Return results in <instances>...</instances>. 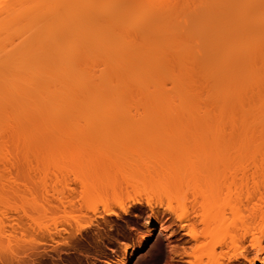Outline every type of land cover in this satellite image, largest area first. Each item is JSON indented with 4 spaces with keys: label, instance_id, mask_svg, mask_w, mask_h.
<instances>
[{
    "label": "bare ground",
    "instance_id": "obj_1",
    "mask_svg": "<svg viewBox=\"0 0 264 264\" xmlns=\"http://www.w3.org/2000/svg\"><path fill=\"white\" fill-rule=\"evenodd\" d=\"M109 1L0 0V159L10 143L78 121L202 126L200 160L211 170L193 189L211 206L213 264H264V198L251 202L264 181L248 180L252 169L264 178V0ZM236 167L241 186L230 183ZM228 208L234 221L220 219ZM179 220L180 233L199 242ZM175 253L188 263L187 251Z\"/></svg>",
    "mask_w": 264,
    "mask_h": 264
},
{
    "label": "rangeland",
    "instance_id": "obj_2",
    "mask_svg": "<svg viewBox=\"0 0 264 264\" xmlns=\"http://www.w3.org/2000/svg\"><path fill=\"white\" fill-rule=\"evenodd\" d=\"M78 122L49 129L52 135L38 134L22 147L5 145L0 159V264H122L130 250H137L131 264H213L212 227L205 226L211 206L193 189L199 174L211 170H203L200 160L208 151L207 129L186 122H104L93 123L95 127ZM253 171L248 177L252 186L264 181L253 177ZM239 172L230 176V183L242 184ZM182 180L187 181L181 185ZM263 196L252 195L251 202H263V207ZM250 206L249 211L241 207L251 213ZM121 207H129L128 212ZM107 208L116 214L107 215ZM228 209L223 210L226 215L219 210L220 219L234 221L236 211ZM180 217L201 234L199 242L180 233ZM174 250L187 251L188 263ZM248 250L247 257L254 258ZM235 264L250 263L240 259Z\"/></svg>",
    "mask_w": 264,
    "mask_h": 264
}]
</instances>
